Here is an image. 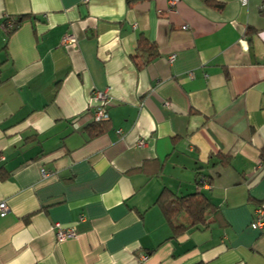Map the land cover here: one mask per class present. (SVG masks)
Listing matches in <instances>:
<instances>
[{
	"label": "crops",
	"instance_id": "obj_1",
	"mask_svg": "<svg viewBox=\"0 0 264 264\" xmlns=\"http://www.w3.org/2000/svg\"><path fill=\"white\" fill-rule=\"evenodd\" d=\"M215 1L0 0V264H264V0ZM165 187L217 211L174 235Z\"/></svg>",
	"mask_w": 264,
	"mask_h": 264
},
{
	"label": "trees",
	"instance_id": "obj_2",
	"mask_svg": "<svg viewBox=\"0 0 264 264\" xmlns=\"http://www.w3.org/2000/svg\"><path fill=\"white\" fill-rule=\"evenodd\" d=\"M207 2L213 6H220V4L217 3L215 0H207ZM27 18V15L10 17V19L6 23V30L8 35H11ZM9 23H11L12 25L9 26ZM139 52H146V63L159 55L157 43L149 41V39H147L143 34L139 38L137 54L134 55L135 59L139 57ZM109 127L110 124L108 119L101 122H92L88 128L91 137H95L109 129ZM262 151L264 157V149ZM223 159L224 160H222V162L226 161L225 163H228V161L230 160L227 157ZM205 178H207L208 182L211 181V179H209V176H206ZM202 179L203 177L199 178L198 180L200 184ZM156 203L161 208L166 219L172 225L174 235H177L180 232L191 227L208 224L209 214L215 213L217 211V207L215 206V204L201 190L187 195H178L167 187H165L161 192L159 198L157 199ZM182 213L187 214L189 218L188 224H185L180 221V216L182 215Z\"/></svg>",
	"mask_w": 264,
	"mask_h": 264
},
{
	"label": "built area",
	"instance_id": "obj_3",
	"mask_svg": "<svg viewBox=\"0 0 264 264\" xmlns=\"http://www.w3.org/2000/svg\"><path fill=\"white\" fill-rule=\"evenodd\" d=\"M83 1L88 2L89 0H83ZM177 2L178 0H170V5L171 6L176 5ZM240 3L242 6L245 7L248 5L249 0H240ZM11 25L12 24L9 23V26ZM183 28L188 29L189 27L185 25ZM62 41L64 44H68V43L75 44L76 43V39L75 37H73V35H66ZM173 58H174V55L171 57V59ZM93 99L97 101V105L88 109V113L90 112V115H91V121L101 122V121L108 120L110 118L108 107L111 104V98H110L108 91H95L93 95ZM167 105H170V103L167 102ZM143 144H144V140L143 139L139 140V145H143ZM42 175H43V178H49L51 177L52 172L43 168ZM201 183L206 185L208 184V180L206 178H203L201 180ZM9 212H10V207L7 201H1L0 202V218L5 217ZM80 220H84V216H80ZM252 227L255 229H261V230L264 229V208L260 206L256 208L255 218H254V221L252 222ZM53 229L56 235V239L58 241H65L67 239H71L77 236V229L74 226H67L61 222H56L54 224ZM146 258H147L146 254L141 255L142 260Z\"/></svg>",
	"mask_w": 264,
	"mask_h": 264
}]
</instances>
